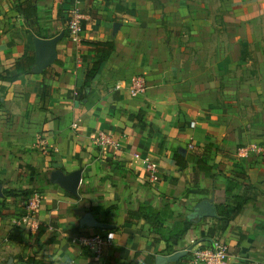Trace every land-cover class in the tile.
<instances>
[{"label":"crops","instance_id":"crops-1","mask_svg":"<svg viewBox=\"0 0 264 264\" xmlns=\"http://www.w3.org/2000/svg\"><path fill=\"white\" fill-rule=\"evenodd\" d=\"M24 1L0 0V76L19 73L0 78V176L13 167V186L40 191L33 217L55 226L38 237L58 235L44 264H159L181 250L162 264H195L192 251L212 239L227 244L226 264H264V2L29 0L36 9L26 19ZM73 10L84 21L76 40L66 28ZM61 33L56 58L37 70L33 37ZM110 40L114 50L83 89L92 41ZM135 75L143 94L115 88ZM101 131L119 146L100 145ZM19 163L35 173L18 175ZM55 169L80 170L75 198L50 181ZM244 186L255 201L233 209ZM202 199L215 217L190 216ZM139 205L164 212L160 233L136 215ZM86 213L108 226H80ZM177 222L183 237L166 242Z\"/></svg>","mask_w":264,"mask_h":264},{"label":"rangeland","instance_id":"rangeland-1","mask_svg":"<svg viewBox=\"0 0 264 264\" xmlns=\"http://www.w3.org/2000/svg\"><path fill=\"white\" fill-rule=\"evenodd\" d=\"M259 1L264 2V0ZM207 2L211 1L207 0ZM4 167L7 168L9 166L4 164ZM12 169L13 167H9L7 172L0 176V191L2 193L0 196V264H44L46 260V244L52 240L54 241L58 235L54 234L56 231H50L47 236L43 238L38 237L36 233L39 222L34 217L22 224L12 222L16 213L15 211L18 212L21 209L20 202L25 199L21 193L27 189L38 191L34 187L22 188L21 186H13L9 179L13 173ZM16 170L18 171V175L24 171L28 172L25 167L17 166ZM38 192L40 193V191ZM17 215L20 214L18 213ZM50 222L55 225L52 220ZM78 233L81 236L87 235L86 237H89L86 232ZM59 237L67 239L66 236L60 235Z\"/></svg>","mask_w":264,"mask_h":264},{"label":"trees","instance_id":"trees-1","mask_svg":"<svg viewBox=\"0 0 264 264\" xmlns=\"http://www.w3.org/2000/svg\"><path fill=\"white\" fill-rule=\"evenodd\" d=\"M20 5H21L20 8H21L22 14L24 15V17L26 19L28 18L30 13H32L36 9V7L34 5H32L29 0L20 3ZM80 23H81V29H82L84 26V21L81 20ZM36 33L39 34L38 32H36ZM92 44L94 45L93 51L95 52L96 56L90 62L89 66L84 70V76H83L82 83H81V87L83 89L89 87L90 82L94 78L101 62L107 56H109L110 53L114 50V43L111 40L110 41H92ZM18 74L19 73H12V74L8 75L7 77L6 76H0V78L8 80V81H13L17 78ZM44 93H45V86H43L42 93L40 96L41 101L43 100ZM82 95H84V93H82ZM80 100H82V99H80ZM138 115H139V112L134 117H138ZM177 163L180 164L181 166H183V164L181 162L179 163L177 161ZM18 166L23 167L21 164ZM24 167L27 169L29 175H33L35 173L34 168L31 165L26 164V165H24ZM208 170H209V167H206L205 171H208ZM33 192H35V191H31L30 189H27V190H24L23 193H21V194H22L23 198H26L27 196H29ZM247 192H248V187L244 186L243 192L240 195H234V196L232 195L233 209H238L241 206H243L244 204H253L254 203L255 198L251 197V195H249ZM70 196L73 198L76 197V195H73V194H70ZM216 208L218 209V215L222 216L220 209L222 208L224 210L226 208V206L216 205ZM112 209H116V206L111 205V206H109L103 210L106 212H109ZM0 213H1V211H0ZM135 213L137 216L142 215L143 220L150 225L153 232H157V233L161 232L159 229V226L163 225L165 223L164 222L165 220L162 218L163 213H164L163 211L158 210L156 208H153L149 205H147V206L139 205L137 207V209L135 210ZM51 223L52 222H50L48 224L39 223L37 225V236H41L49 226L53 225ZM53 226H55V225H53ZM185 230L186 229L183 227L182 223L177 222V224H173L172 229L167 231L168 233L165 236V241L166 242L171 241L172 244H176L178 242V240L183 237ZM210 231L211 230H209L208 233L211 234ZM160 236H162V235L160 234ZM243 238H244V235L240 234L239 240H241ZM166 251H168V252L172 251L170 249L169 245L166 247Z\"/></svg>","mask_w":264,"mask_h":264},{"label":"built area","instance_id":"built-area-1","mask_svg":"<svg viewBox=\"0 0 264 264\" xmlns=\"http://www.w3.org/2000/svg\"><path fill=\"white\" fill-rule=\"evenodd\" d=\"M70 18L67 21V31L74 40L77 39L78 33L81 31V15L77 10L71 11ZM117 89H125L131 97L141 95L146 90V81L142 75H135L127 81H121L115 85ZM95 140L100 145H112L113 147L119 146L112 134L99 132L95 137ZM254 145L241 147L239 154L246 156L250 150H256ZM151 169L152 165L146 164ZM41 194L38 191L33 192L27 196L21 203V209L15 213L12 222L15 224L25 223L28 219H31L38 210L41 203ZM20 215H17V214ZM18 222V223H17ZM33 223V222H32ZM100 242L99 239L95 240V243ZM228 258V246L225 242L218 239H212L208 245L202 248H196L192 251V262L200 264H226Z\"/></svg>","mask_w":264,"mask_h":264},{"label":"water","instance_id":"water-1","mask_svg":"<svg viewBox=\"0 0 264 264\" xmlns=\"http://www.w3.org/2000/svg\"><path fill=\"white\" fill-rule=\"evenodd\" d=\"M113 32L117 30L118 23H114ZM62 36L58 34L52 38H40L33 37L34 49H35V64L37 70H40L43 66L51 63L56 58L55 44ZM81 173L80 170L70 171L64 174L59 169H55L50 172V181L58 184L62 189L70 194L76 195L78 185L80 183ZM1 187V185H0ZM2 195L0 191V196ZM191 217L196 219L215 217L216 210L211 201L202 199L198 201L192 208ZM80 226H96V227H107L108 225L97 222L90 213H86L79 220ZM186 253L185 250L176 251L168 256H157L156 263L162 264L167 261H175Z\"/></svg>","mask_w":264,"mask_h":264}]
</instances>
